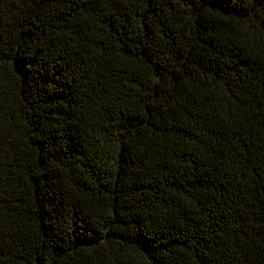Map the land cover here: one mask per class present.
Segmentation results:
<instances>
[{"label": "trees", "instance_id": "obj_1", "mask_svg": "<svg viewBox=\"0 0 264 264\" xmlns=\"http://www.w3.org/2000/svg\"><path fill=\"white\" fill-rule=\"evenodd\" d=\"M0 264H264V0H0Z\"/></svg>", "mask_w": 264, "mask_h": 264}]
</instances>
